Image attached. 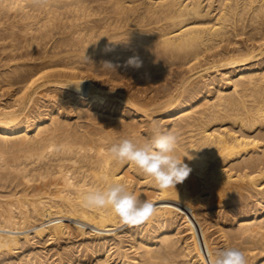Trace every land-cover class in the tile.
<instances>
[{"label": "bare ground", "instance_id": "obj_1", "mask_svg": "<svg viewBox=\"0 0 264 264\" xmlns=\"http://www.w3.org/2000/svg\"><path fill=\"white\" fill-rule=\"evenodd\" d=\"M157 128L175 188L108 151ZM114 182L155 212L85 206ZM0 190V264H264V0H0Z\"/></svg>", "mask_w": 264, "mask_h": 264}, {"label": "clouds", "instance_id": "obj_2", "mask_svg": "<svg viewBox=\"0 0 264 264\" xmlns=\"http://www.w3.org/2000/svg\"><path fill=\"white\" fill-rule=\"evenodd\" d=\"M126 63L128 66L139 68L142 62L133 56ZM105 65L113 68L111 64ZM178 143L179 138L175 133L157 128L144 143L123 138L112 144L108 151L113 158L133 164L151 176L158 188L169 189L182 183L192 171L183 159L176 155ZM83 202L87 207H110L129 224L140 223L155 212V206L151 201L141 200L136 194L127 191L125 185L120 182L111 183L103 190L87 192ZM211 264H249V259L244 249L230 247L218 250Z\"/></svg>", "mask_w": 264, "mask_h": 264}, {"label": "rangeland", "instance_id": "obj_3", "mask_svg": "<svg viewBox=\"0 0 264 264\" xmlns=\"http://www.w3.org/2000/svg\"><path fill=\"white\" fill-rule=\"evenodd\" d=\"M19 188H21V187H19ZM1 191H2V190H0V192H1ZM2 192L5 193V191H2ZM44 222H45V221H43V223H44ZM46 224H47V223H46ZM44 225H45V224H44ZM31 229H32V228H31ZM31 229H30V231H32ZM28 230H29V229H28Z\"/></svg>", "mask_w": 264, "mask_h": 264}]
</instances>
